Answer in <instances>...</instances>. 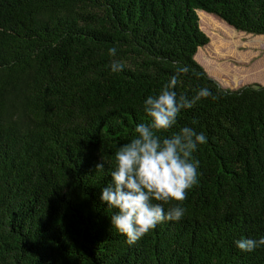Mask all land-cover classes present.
<instances>
[{
  "label": "trees",
  "instance_id": "1",
  "mask_svg": "<svg viewBox=\"0 0 264 264\" xmlns=\"http://www.w3.org/2000/svg\"><path fill=\"white\" fill-rule=\"evenodd\" d=\"M204 17L264 36V0H0V264H264L234 243L264 236V85L223 88L196 61ZM178 65V95L216 97L160 133L206 135L198 183L129 245L101 190Z\"/></svg>",
  "mask_w": 264,
  "mask_h": 264
},
{
  "label": "clouds",
  "instance_id": "2",
  "mask_svg": "<svg viewBox=\"0 0 264 264\" xmlns=\"http://www.w3.org/2000/svg\"><path fill=\"white\" fill-rule=\"evenodd\" d=\"M108 52L114 57L117 49L112 47ZM124 68L125 64L118 60L110 65L113 73ZM188 72L187 66L178 65L159 93L144 100L149 122L138 124L134 138L118 148L115 167L110 172L112 182L101 190V201L117 210L111 215L112 227L126 237L129 245L160 223L181 220L186 209L179 203L167 210L164 206L172 201L183 202L187 191L198 183L199 161L193 154L207 142L206 135L188 126L170 136L160 135L176 125L181 110L192 108L201 99H216L208 88L199 89L191 98L178 95L175 89L180 76ZM103 169L102 161L96 170ZM234 243L241 252L250 253L264 247V236L241 238Z\"/></svg>",
  "mask_w": 264,
  "mask_h": 264
},
{
  "label": "rangeland",
  "instance_id": "3",
  "mask_svg": "<svg viewBox=\"0 0 264 264\" xmlns=\"http://www.w3.org/2000/svg\"><path fill=\"white\" fill-rule=\"evenodd\" d=\"M200 26L210 43L199 49L196 61L220 86L236 90L264 85V36L237 32L222 20L208 17Z\"/></svg>",
  "mask_w": 264,
  "mask_h": 264
}]
</instances>
